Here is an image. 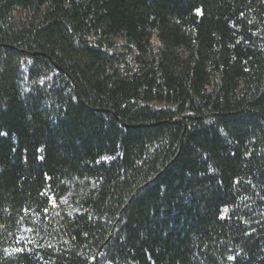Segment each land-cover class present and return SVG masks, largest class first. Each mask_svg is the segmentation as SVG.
Masks as SVG:
<instances>
[{
    "label": "trees",
    "instance_id": "1",
    "mask_svg": "<svg viewBox=\"0 0 264 264\" xmlns=\"http://www.w3.org/2000/svg\"><path fill=\"white\" fill-rule=\"evenodd\" d=\"M0 264H264V0H0Z\"/></svg>",
    "mask_w": 264,
    "mask_h": 264
}]
</instances>
